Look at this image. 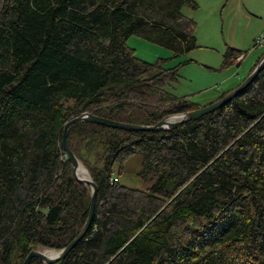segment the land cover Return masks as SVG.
<instances>
[{
    "label": "trees",
    "instance_id": "1",
    "mask_svg": "<svg viewBox=\"0 0 264 264\" xmlns=\"http://www.w3.org/2000/svg\"><path fill=\"white\" fill-rule=\"evenodd\" d=\"M1 1L0 264H20L32 249L66 246L88 214L90 187L62 148L66 120L89 111L150 125L200 106L166 87L181 63L148 62L125 42L137 34L174 56L192 51L196 22L182 8L198 5ZM242 53L226 46L221 68ZM66 135L97 186L95 207L50 264H264V66L231 100L170 129L80 121ZM135 153L144 189L116 176Z\"/></svg>",
    "mask_w": 264,
    "mask_h": 264
},
{
    "label": "rangeland",
    "instance_id": "2",
    "mask_svg": "<svg viewBox=\"0 0 264 264\" xmlns=\"http://www.w3.org/2000/svg\"><path fill=\"white\" fill-rule=\"evenodd\" d=\"M0 0V5H1ZM197 8L188 4L182 12L196 22L195 36L198 47L182 55L130 35L126 44L135 55L148 62L164 57L165 67L180 64L179 77L166 87L178 96H186L200 106L215 100L229 88L236 87L250 72L252 65L263 54L264 47L254 46L255 38L264 32V0H195ZM226 46L243 51L240 65L221 68ZM83 165V164H82ZM141 155L132 154L123 162L116 176L119 183L145 188L140 183ZM43 249V248H41Z\"/></svg>",
    "mask_w": 264,
    "mask_h": 264
},
{
    "label": "water",
    "instance_id": "3",
    "mask_svg": "<svg viewBox=\"0 0 264 264\" xmlns=\"http://www.w3.org/2000/svg\"><path fill=\"white\" fill-rule=\"evenodd\" d=\"M263 66H264V52L260 56L259 60L256 62L255 66L252 68L251 72L243 80H241L240 83L236 87L232 88L230 91H228L226 94H224L220 98L215 99L214 101L206 105L199 106L192 110L190 109L189 111H186V112H182V113L177 112L176 114L165 116L154 124L152 123L150 125H144L141 123L139 124L128 123V122L126 123V122L111 120L106 117L98 116L93 113H90L89 111L83 112L79 115H75L69 120H66L65 123L63 124L62 134H60L62 148L65 151V154L68 158L67 160H69L71 163V173L73 174L75 179L84 183V185H88L90 187V197H89L90 204H89V210H87L88 214L79 232L75 236H73V239L66 246H64L61 249H57V250L52 249L54 250V253L51 255H45L43 251H41V249H32L29 251V253L24 258L23 262L20 264L29 263L32 257H37L47 264H50V263H53L55 261L62 259L68 253V251H70V249L75 245V243L80 239V237H82L86 233L90 225V222L92 220V215L94 213L93 209L95 207V196H96L97 186L95 185V182L91 178V174L88 172L87 169H86L87 170L86 172H88L89 178H81L79 175L75 173L77 166L82 163L80 162V160L77 159L76 155L74 154L72 149L69 147V143H68L67 135H66V133H68L69 128L73 124H75V122L90 121L93 123H98V124H102V125L113 127V128L115 127V128H119L123 130L128 129V131H136V130L156 131V130H165V128L170 129L178 125V123L180 124V123L189 121L191 119L192 120L197 119L201 117L203 114L209 113L215 110L216 108H219L220 106L228 102V100H231L234 96L240 93L241 90H243V88H245L249 83L252 82L253 78L257 75V73L261 70Z\"/></svg>",
    "mask_w": 264,
    "mask_h": 264
},
{
    "label": "bare ground",
    "instance_id": "4",
    "mask_svg": "<svg viewBox=\"0 0 264 264\" xmlns=\"http://www.w3.org/2000/svg\"><path fill=\"white\" fill-rule=\"evenodd\" d=\"M86 168L84 167V165L79 164L76 168V174L79 175L81 178H89V174L88 172H86ZM41 251H43V253L45 255H51L54 253V250L52 249H47V248H43L41 249Z\"/></svg>",
    "mask_w": 264,
    "mask_h": 264
},
{
    "label": "built area",
    "instance_id": "5",
    "mask_svg": "<svg viewBox=\"0 0 264 264\" xmlns=\"http://www.w3.org/2000/svg\"><path fill=\"white\" fill-rule=\"evenodd\" d=\"M254 46H262L264 47V32L260 33L254 40ZM243 55H239V57L237 58L238 60L241 58L242 59Z\"/></svg>",
    "mask_w": 264,
    "mask_h": 264
},
{
    "label": "crops",
    "instance_id": "6",
    "mask_svg": "<svg viewBox=\"0 0 264 264\" xmlns=\"http://www.w3.org/2000/svg\"><path fill=\"white\" fill-rule=\"evenodd\" d=\"M239 65H240V63H239ZM239 65H238V66H239ZM232 88H234V87H232ZM229 89H231V88H229Z\"/></svg>",
    "mask_w": 264,
    "mask_h": 264
}]
</instances>
